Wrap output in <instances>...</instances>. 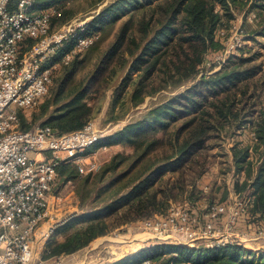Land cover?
Masks as SVG:
<instances>
[{"label":"trees","instance_id":"16d2710c","mask_svg":"<svg viewBox=\"0 0 264 264\" xmlns=\"http://www.w3.org/2000/svg\"><path fill=\"white\" fill-rule=\"evenodd\" d=\"M229 2L238 11L251 2L260 18L258 36L264 37V0L109 3L82 33L97 38L93 49L107 41L93 71L71 87L65 101L59 100L83 63L72 60L50 102L56 106L55 116L49 119L55 127H42L57 135L81 130L100 112L111 81L127 65L125 76L113 89L112 105L130 94L132 106L137 107L146 98L194 81L206 55L221 49L215 34L232 19ZM55 3L57 0H44L42 5ZM238 53L228 57L216 72L203 74L183 92L149 107L139 121L95 144L102 143L105 148L122 144L131 150L130 155H114L103 171L118 170L133 157L120 179L122 188L130 189L102 210L74 216L61 225L70 228L84 223L53 245L50 256L72 254L113 230L165 216L178 200L195 208L203 203L204 211L228 201L229 191L223 182L217 186L214 181L205 191L198 186L214 167L221 181L231 173L242 178L233 183L236 195L241 196L248 187L253 189L247 213L234 229L248 221L256 232L264 229V45L258 48L252 44ZM18 117L23 130L20 112ZM76 168L72 167L75 172ZM72 169L60 163L58 181L70 179ZM139 257L151 264H264V250H248L237 243L197 249L162 244L127 260L132 263Z\"/></svg>","mask_w":264,"mask_h":264},{"label":"built area","instance_id":"2783aa9c","mask_svg":"<svg viewBox=\"0 0 264 264\" xmlns=\"http://www.w3.org/2000/svg\"><path fill=\"white\" fill-rule=\"evenodd\" d=\"M30 7L31 0H0V264H31L38 249L36 234L47 219L48 197L54 192L56 168L61 162H77L81 175L97 172L101 166L85 153L101 140L100 131L91 122L62 135L49 127L31 131L19 127L18 113L37 108L52 84V67L47 62L62 40L77 37L82 48L93 43L91 37L78 36L72 27L63 33L52 31L54 9L32 13ZM27 41L32 44L23 50ZM248 207V197L235 195L208 207L198 225L194 206L172 205L165 216L140 225L153 234L156 244L189 247L188 243L214 239L219 232L234 235V227ZM179 235L184 239L178 240ZM257 237L264 238V229L257 231ZM217 242L213 243L232 244L227 239Z\"/></svg>","mask_w":264,"mask_h":264},{"label":"rangeland","instance_id":"374dc122","mask_svg":"<svg viewBox=\"0 0 264 264\" xmlns=\"http://www.w3.org/2000/svg\"><path fill=\"white\" fill-rule=\"evenodd\" d=\"M113 1L115 0H57V3L50 5L51 7L48 5H44L43 7L42 4L44 0H31L29 11L32 13H39L47 8H52L56 11L55 17L51 22L52 31L63 33L66 29L72 27L76 30L78 36L85 37L82 33L87 29V25L104 7ZM95 3L97 4L95 5ZM229 7L231 9L232 19L223 26L224 28L217 29L215 34V40L221 44V49L218 51H210L206 55L200 67V73L194 81H189L184 86L173 91H165L155 97L146 98L144 103L137 107L132 106L130 94L112 105L113 89L118 86L125 76L128 65L118 73L111 81V90L106 93V96L100 103V112L91 121L95 129L100 131L101 140L120 131L130 123L139 121L149 107L161 104L168 97L183 92L203 74L216 72L228 57L239 54V49L252 44L258 48L264 45V37L258 36L260 34L259 14L257 13V9H254L253 5H251V2L241 11L234 9L231 2H229ZM91 38L93 39V43L87 48H82L78 46L77 37L67 36L62 40V43L58 46L55 53L49 56L47 65L52 67V72L54 73L52 84L37 108L34 110H26L21 113V127L23 130L31 131L44 125L55 127L54 123L49 122V119L55 116L56 106L52 105L50 102L54 96L53 93H55L57 87L66 76L68 71L66 69L71 66V62L74 60H83V63L78 67L75 77L73 78L72 86H70V83L67 84V89L60 96L59 100H63L69 96L71 87L77 86L79 82L81 83L88 78L95 67L102 47L107 44V41L100 43L99 48L93 49L92 45L97 38L95 36H91ZM31 44V42L27 41L26 44L22 46V49L25 50L26 47H30ZM67 55H69L68 58L66 57ZM45 106L47 107L44 108ZM104 146L106 145L101 143L85 151L87 155H91L94 160L101 165V169L97 173L94 172L90 175H81L78 171H76V173L74 169H72V167H77V162L65 163L69 164L70 168L73 170L72 176L70 179L59 180V186L57 185V191L55 193L58 194L59 199H54L52 203H59L64 208L62 217L65 216V219L67 218L66 221H69V219L74 216L100 211L105 208L112 199L120 198L129 191L130 188H122L123 182H120V179L121 175L128 168V165L133 161V157L118 170L103 171L114 155L118 153L130 155L131 150L127 149L122 144L112 145L111 147L107 146L106 149H104ZM47 157L49 156L47 155ZM76 170L78 169L76 168ZM216 175L218 176V174ZM219 178L221 179V177ZM213 180L214 177H211L209 181L212 183ZM224 185L227 188V185ZM198 186H201V184ZM178 201L180 202L175 204V206L181 207L187 203H185V201L182 202V200ZM203 211L204 208L200 206L196 208V216L199 217L197 220L198 225H201L202 218H200V215L202 216ZM83 225L84 223L70 228L58 226L48 237H44V235L40 238L38 235V242L35 244V247H38V249H36L34 253L31 264H136L137 261H140L141 257L137 258L136 261H132V263L128 262L127 259L138 254L142 250L159 245L154 242V236L150 231L144 229L140 224L134 223L113 230L110 234L93 240L86 247L72 254L50 256L49 251H51L50 249L53 245L63 242L74 231L83 227ZM181 239H184V235H179L178 240ZM217 239L221 241L227 239L230 240L231 243L241 245L240 238L228 232H219L215 235L214 239L196 240L188 244H190V248L196 249L200 246L212 247V245L216 246L213 242L218 243ZM170 246L173 247L174 245ZM175 246L182 245L175 244Z\"/></svg>","mask_w":264,"mask_h":264},{"label":"crops","instance_id":"0c3cea01","mask_svg":"<svg viewBox=\"0 0 264 264\" xmlns=\"http://www.w3.org/2000/svg\"><path fill=\"white\" fill-rule=\"evenodd\" d=\"M217 174V168L211 169L209 171L208 174H206L198 183L201 184V186H199L201 189H203L204 191L206 190V187L209 188V185L211 183L210 178L214 177V180L212 182H216V185L219 186L221 185V182H223L224 184L227 185V190L229 191L228 194V200H231L236 194L233 192V183L234 181H236L237 179L241 182L242 178L238 177V176H234L233 173L229 174L228 176H226V178L224 179V181H221V179L216 175ZM59 181L57 178L56 181V186L54 188V192L53 194L56 193V187L58 185ZM59 186V185H58ZM222 190H220V192H218L216 194V196H219ZM253 192V189L248 187L246 189V191H244L242 193L241 196H246L249 198V204L251 203V194ZM52 195H50L48 197V203H49V208H48V216L47 219L45 220V222L41 225V227L39 228L37 234H36V242H38V235L41 238V236H43L45 234V232H47L49 229L54 230L56 227L61 226L65 223V221L67 220V218L65 219V216L62 217V212L64 210V208L59 204V203H55L53 204V200L55 199V197ZM58 195V194H56ZM238 196V195H236ZM202 205H199L201 208H203L202 206L203 203H201ZM197 212H195L196 214ZM199 219V217H197ZM201 218V215H200ZM252 220V219H251ZM225 222V219L223 220ZM223 222V223H224ZM249 222V221H248ZM245 223V222H241L240 225H238L235 229H234V234L235 236H238L240 238V243L241 245L246 248V249H250L253 251H257V250H264V238H258L257 237V232L254 228L253 225H250ZM140 224V223H138ZM221 228L224 229V225H221ZM38 248V247H37Z\"/></svg>","mask_w":264,"mask_h":264},{"label":"water","instance_id":"95a60500","mask_svg":"<svg viewBox=\"0 0 264 264\" xmlns=\"http://www.w3.org/2000/svg\"><path fill=\"white\" fill-rule=\"evenodd\" d=\"M55 133V131H53Z\"/></svg>","mask_w":264,"mask_h":264}]
</instances>
